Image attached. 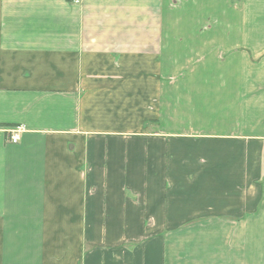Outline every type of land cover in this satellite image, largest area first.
I'll return each instance as SVG.
<instances>
[{"label": "crops", "instance_id": "obj_1", "mask_svg": "<svg viewBox=\"0 0 264 264\" xmlns=\"http://www.w3.org/2000/svg\"><path fill=\"white\" fill-rule=\"evenodd\" d=\"M252 14L0 0V264H264Z\"/></svg>", "mask_w": 264, "mask_h": 264}, {"label": "rangeland", "instance_id": "obj_2", "mask_svg": "<svg viewBox=\"0 0 264 264\" xmlns=\"http://www.w3.org/2000/svg\"><path fill=\"white\" fill-rule=\"evenodd\" d=\"M237 1L238 4H240L241 0H235ZM251 8H252V12H253V17H254V21L253 23H249L248 26L245 25V27H239L238 29H244L245 31H247V33H251L254 36L253 42H248V48L245 49V52H247V55L249 56L250 60L257 64V63H261V65H264L262 62L263 57L256 58V56L258 57V53L261 51V54L264 52V0H248ZM227 27L226 25H222ZM224 31V28H223ZM238 44H247L245 41L239 42ZM233 46L228 47V48H222L223 51L226 52H233ZM258 73V72H255ZM254 73V74H255ZM261 74L258 75H254L255 76V80H258L257 77H259Z\"/></svg>", "mask_w": 264, "mask_h": 264}, {"label": "built area", "instance_id": "obj_3", "mask_svg": "<svg viewBox=\"0 0 264 264\" xmlns=\"http://www.w3.org/2000/svg\"><path fill=\"white\" fill-rule=\"evenodd\" d=\"M75 3L80 2V0H71ZM24 130L23 126H16L9 135V141L12 143H17L20 139V134Z\"/></svg>", "mask_w": 264, "mask_h": 264}]
</instances>
